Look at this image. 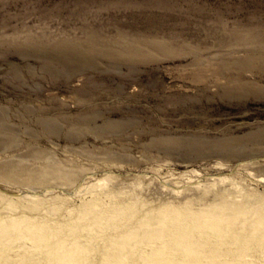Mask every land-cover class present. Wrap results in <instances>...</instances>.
Returning a JSON list of instances; mask_svg holds the SVG:
<instances>
[{
	"label": "rangeland",
	"instance_id": "1",
	"mask_svg": "<svg viewBox=\"0 0 264 264\" xmlns=\"http://www.w3.org/2000/svg\"><path fill=\"white\" fill-rule=\"evenodd\" d=\"M190 247L264 264V0H0V264Z\"/></svg>",
	"mask_w": 264,
	"mask_h": 264
},
{
	"label": "bare ground",
	"instance_id": "2",
	"mask_svg": "<svg viewBox=\"0 0 264 264\" xmlns=\"http://www.w3.org/2000/svg\"><path fill=\"white\" fill-rule=\"evenodd\" d=\"M32 179V178H31ZM11 200V199H10ZM11 205V204H10ZM14 209V208H12ZM18 210V209H17ZM43 230V228L41 227H38L36 228L35 230H33V232H31L32 234H36L38 233L37 235H39ZM5 244V243H4ZM8 245V244H7ZM221 246H224L223 244H221ZM182 254L184 256H187L188 258H191L192 260V264H200V258H201V253H198L197 250L195 248H188V249H185V250H182ZM161 256V254H160ZM159 258V257H158ZM157 258V259H158ZM161 261L164 262L167 260L166 257H163L161 256ZM121 261V260H120ZM43 264V263H42ZM50 264H82L80 261H77V260H70V261H63V260H58V261H55V262H51Z\"/></svg>",
	"mask_w": 264,
	"mask_h": 264
}]
</instances>
